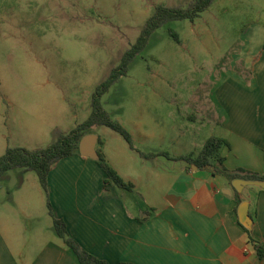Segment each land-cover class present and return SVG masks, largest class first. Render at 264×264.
Returning <instances> with one entry per match:
<instances>
[{
	"label": "crops",
	"instance_id": "obj_1",
	"mask_svg": "<svg viewBox=\"0 0 264 264\" xmlns=\"http://www.w3.org/2000/svg\"><path fill=\"white\" fill-rule=\"evenodd\" d=\"M240 39L214 90L199 103V95L191 98L195 108L202 106L200 118L221 125L218 135L230 143L221 148L226 168L263 173L264 26L250 25ZM90 134L97 136L98 153L134 190L105 189L98 159L81 153L60 159L49 174L48 196L40 181L33 194L19 189L18 199L9 191L10 197L0 195V264H81L56 234L48 199L69 234L109 264H264L257 250L264 249L262 187L237 190L211 168L178 159L199 152L194 142L172 153L142 151L170 156L144 157L109 127H94ZM243 202L250 233L240 221Z\"/></svg>",
	"mask_w": 264,
	"mask_h": 264
},
{
	"label": "rangeland",
	"instance_id": "obj_2",
	"mask_svg": "<svg viewBox=\"0 0 264 264\" xmlns=\"http://www.w3.org/2000/svg\"><path fill=\"white\" fill-rule=\"evenodd\" d=\"M192 1L0 0V156L8 146L46 147L86 120L97 87L155 7ZM257 23L264 26V0H215L194 20L164 24L103 95L105 108L134 131L140 151L172 153L193 142L200 151L222 128L200 118L191 97L199 103L214 90L242 33ZM38 183L34 170L12 169L0 195L18 199L19 189L33 194Z\"/></svg>",
	"mask_w": 264,
	"mask_h": 264
},
{
	"label": "trees",
	"instance_id": "obj_3",
	"mask_svg": "<svg viewBox=\"0 0 264 264\" xmlns=\"http://www.w3.org/2000/svg\"><path fill=\"white\" fill-rule=\"evenodd\" d=\"M215 0H193L187 7L184 6H168L158 4L154 13L148 18L146 25L141 29L136 41L124 52L120 63L112 68L109 76L97 87L92 98V111L88 118L77 124L68 132H59L57 139L50 145L37 149H28L22 146H8L3 155L0 156V178H2L9 170L16 168H26L34 170L39 178L40 184L49 195V174L52 167L60 159L80 153V142L84 136L90 134L94 127L106 126L121 134L133 149H137L131 133L123 125L122 122L113 118L112 114L105 108L102 97L103 95L124 75L127 74L130 64L134 61L149 44L154 32L164 24L182 19L194 20L200 14L208 9ZM172 36L180 42L178 32L170 29ZM224 145L230 146L227 139L219 136H211L204 144L203 148L197 154H189L177 157L186 160L191 164H195L199 168H211L214 175H224L230 180L245 179L253 181H264V172H252L244 169L229 170L224 165V158L221 155V148ZM144 157H151L159 154L170 156L168 152H150L140 151ZM98 163L106 174L103 182L105 189L112 187L125 188L134 190L131 182L125 181L119 173L106 160L104 155L99 152ZM48 207L53 217V228L56 234L61 237L69 248H71L79 258L81 264H109L95 254L85 249L76 239L68 232L67 224L62 218L54 215L53 207L48 199ZM146 218H139L146 220ZM250 233V229L246 228ZM252 239V236H251ZM253 240V239H252ZM259 256H264L262 246L257 247ZM121 264H136L130 261H123Z\"/></svg>",
	"mask_w": 264,
	"mask_h": 264
},
{
	"label": "water",
	"instance_id": "obj_4",
	"mask_svg": "<svg viewBox=\"0 0 264 264\" xmlns=\"http://www.w3.org/2000/svg\"><path fill=\"white\" fill-rule=\"evenodd\" d=\"M97 136L94 134H88L83 137L80 142V153L85 157H90L93 159H99V153L96 150ZM247 184H256L264 189V181H253L245 179H234L233 185L237 190H241L244 185ZM240 221L243 225L248 228H251L252 219L248 214V203L243 202L239 209Z\"/></svg>",
	"mask_w": 264,
	"mask_h": 264
}]
</instances>
